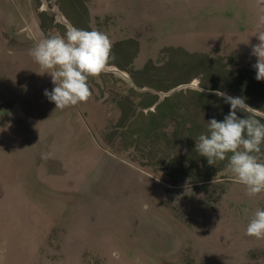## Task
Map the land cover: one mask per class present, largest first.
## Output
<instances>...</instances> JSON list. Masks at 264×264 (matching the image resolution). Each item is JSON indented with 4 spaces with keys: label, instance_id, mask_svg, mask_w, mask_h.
<instances>
[{
    "label": "rangeland",
    "instance_id": "obj_1",
    "mask_svg": "<svg viewBox=\"0 0 264 264\" xmlns=\"http://www.w3.org/2000/svg\"><path fill=\"white\" fill-rule=\"evenodd\" d=\"M108 4L126 26L119 40L140 39L139 63L117 46L89 78V100L55 110L43 94L54 87L51 77L29 51L44 39L41 25L48 37L89 22L63 18L62 0H0V264H264V239L246 235L252 214L264 210V192L248 196L227 160L209 166L194 151L205 123L222 120L230 105L209 90L193 94L212 86L205 76L215 73L214 89L244 97L264 122V81L249 79L264 0ZM34 9L44 11L39 27ZM162 49L173 65L160 62ZM141 87L168 100V113L180 109L177 142L174 119L152 131L149 118L116 123L115 106L137 105L145 93L128 91Z\"/></svg>",
    "mask_w": 264,
    "mask_h": 264
},
{
    "label": "clouds",
    "instance_id": "obj_2",
    "mask_svg": "<svg viewBox=\"0 0 264 264\" xmlns=\"http://www.w3.org/2000/svg\"><path fill=\"white\" fill-rule=\"evenodd\" d=\"M257 38L259 43L251 46V55L256 57L252 67L255 79L264 81V33ZM111 52L112 42L106 33L72 27L63 35L46 37L30 49L29 55L54 85L51 91L44 90V96L55 104V110H63L89 100V78L105 70L114 58ZM209 91L230 105V110L222 120L213 117L205 123L206 131L194 138V151L206 158L209 166L227 160L233 182L243 185L246 194L254 197L264 192V122L257 118L260 110L249 106L244 97ZM246 235L264 239V210L257 208L252 214Z\"/></svg>",
    "mask_w": 264,
    "mask_h": 264
},
{
    "label": "flooded vegetation",
    "instance_id": "obj_3",
    "mask_svg": "<svg viewBox=\"0 0 264 264\" xmlns=\"http://www.w3.org/2000/svg\"><path fill=\"white\" fill-rule=\"evenodd\" d=\"M91 0H62V4H65V8H64V14H63V18H65L66 20L68 19L73 25L76 26V21L77 20H82L83 23L89 22V24H87L86 26H84L83 28L80 27L81 29H85L88 31H93L96 30L97 28L103 31H109L112 33V49H115L117 46L122 45V49L120 50L118 55H122L121 57L125 58V57H129L128 55L132 56V62L134 64H138L139 63V58L141 56L142 53V49H141V42L140 39L136 38V37H128V38H124L122 40H119V36L117 35V32L120 31L122 34L124 33L123 27L126 26H119L120 24V20L119 18H114V14L111 13L110 11V4H108L110 2V0H96L95 3H93ZM112 2L114 0H111ZM34 11V15L32 16V21H34L37 25V27H39V20H38V16H40L41 14H43V12H41L38 15L37 10H33ZM74 15H76V17L78 16V18H73L75 17ZM92 17H94L95 19V25H93L94 27H92V25L90 24V22L92 21ZM90 19V20H89ZM90 25V26H89ZM41 35L44 37V39L46 38V30L45 27L43 25H41ZM93 28V29H92ZM165 42V41H164ZM129 47V48H128ZM133 50V53H130V51ZM139 50V51H138ZM138 51V53H137ZM167 50H161L158 53V58L161 59L160 62H165V64L167 65H173L171 64L168 60L169 54L167 53ZM156 53V54H157ZM155 57L151 58L149 57L147 59V61L145 62L147 65H151L154 61ZM114 65H118L117 62H112ZM132 63V64H133ZM144 63V64H145ZM248 65V64H247ZM223 68V71L226 72L227 75V71H226V67L225 66H221ZM225 67V68H224ZM220 68V66L218 67V69ZM225 69V70H224ZM221 70V69H220ZM243 70H245L246 72H251V70H249V68H244ZM131 75V77H135V74H141V71H130L129 72ZM233 75L236 78H242V74H241V69L238 70H234L232 71ZM209 75L212 77H209ZM249 79H253L257 85H261L260 81H257L255 79V77L253 76V74H249ZM206 78H208L210 80V83L212 84V86H204L203 88L205 90H209L211 89L212 91L217 90L214 89L213 86H217L215 84H213L211 81L213 79L217 78V75L215 73H208L206 76ZM195 78H197V75H195ZM194 78V79H195ZM132 79V78H130ZM146 87V85H145ZM148 87V86H147ZM258 88V87H257ZM173 90V88L167 90L164 89L162 91L164 92H169ZM224 90V89H222ZM129 93H135V92H139V93H145L143 94L144 97L142 98V100H140V102L135 105H125V104H118L117 106H115V112L117 114V122L118 125L122 128H126L127 126H130L132 123H138L143 121L145 119H150V124L152 125V128L150 131L152 130H156V129H163L165 128V126L167 125V120L168 119H174L176 121H178V125L174 126L173 129V134H174V143L177 142L176 141V137L178 135V132L180 130L181 127V121L178 118L180 109L177 108L176 106H169V108L171 107V111L169 113H171L172 115H170L167 112V107H166V102L168 100H162L160 101L159 99V94L157 93L156 90L153 89H143V87H141L140 89L137 88H132L128 91ZM150 92V93H147ZM225 92V91H224ZM193 94L195 95H203V96H208L206 94V92H200L199 90L193 92ZM264 111V108L262 109ZM191 113V115L193 116L194 110L188 111ZM174 113V114H173ZM177 123V122H176ZM144 125V124H143ZM179 127V128H178ZM150 131L144 132L145 134H148ZM161 135L164 137H168V134L166 132V130H164L163 132L160 130ZM159 133V132H157Z\"/></svg>",
    "mask_w": 264,
    "mask_h": 264
}]
</instances>
